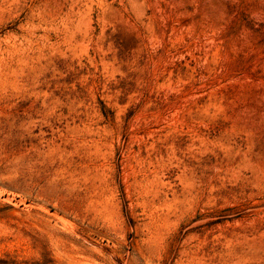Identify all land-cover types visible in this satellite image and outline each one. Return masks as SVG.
<instances>
[{"label": "rangeland", "instance_id": "1", "mask_svg": "<svg viewBox=\"0 0 264 264\" xmlns=\"http://www.w3.org/2000/svg\"><path fill=\"white\" fill-rule=\"evenodd\" d=\"M0 264H264V0H0Z\"/></svg>", "mask_w": 264, "mask_h": 264}]
</instances>
